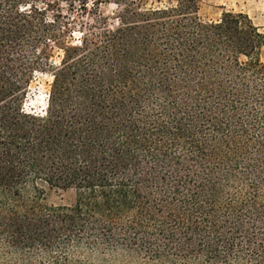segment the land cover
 Listing matches in <instances>:
<instances>
[{
  "label": "trees",
  "instance_id": "trees-1",
  "mask_svg": "<svg viewBox=\"0 0 264 264\" xmlns=\"http://www.w3.org/2000/svg\"><path fill=\"white\" fill-rule=\"evenodd\" d=\"M199 1L0 0V264H264V33Z\"/></svg>",
  "mask_w": 264,
  "mask_h": 264
},
{
  "label": "rangeland",
  "instance_id": "rangeland-1",
  "mask_svg": "<svg viewBox=\"0 0 264 264\" xmlns=\"http://www.w3.org/2000/svg\"><path fill=\"white\" fill-rule=\"evenodd\" d=\"M114 6H102L100 8L103 16L108 18V24H113L112 17L115 12ZM241 14L247 17L260 32L264 33V0H200L198 4V15L203 21H218L224 15ZM74 30H78L77 27ZM79 34L73 35L78 39ZM57 55V53L55 54ZM261 60L264 62V48L261 51ZM58 63V58L54 59ZM51 81L49 75H37L31 84L28 99L24 111L31 114H43L46 107L48 86ZM72 191L48 190L45 201L53 206L70 205L73 203ZM110 264V261L105 263Z\"/></svg>",
  "mask_w": 264,
  "mask_h": 264
}]
</instances>
